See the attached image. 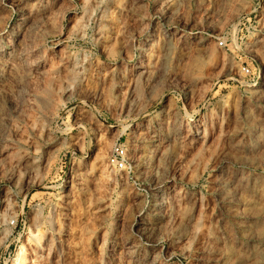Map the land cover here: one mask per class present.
I'll return each instance as SVG.
<instances>
[{"label":"rangeland","instance_id":"obj_1","mask_svg":"<svg viewBox=\"0 0 264 264\" xmlns=\"http://www.w3.org/2000/svg\"><path fill=\"white\" fill-rule=\"evenodd\" d=\"M152 261L264 264V0H0V264Z\"/></svg>","mask_w":264,"mask_h":264},{"label":"bare ground","instance_id":"obj_2","mask_svg":"<svg viewBox=\"0 0 264 264\" xmlns=\"http://www.w3.org/2000/svg\"><path fill=\"white\" fill-rule=\"evenodd\" d=\"M168 46V45H167ZM167 48V47H166ZM165 48V49H166ZM168 48H169V46H168ZM168 50V49H167ZM176 132V131H175ZM177 133H178V131H177ZM176 135V134H175ZM153 137V136H152ZM149 142H151V141H149ZM160 142H161V139L159 138V136H156V135H154V138H153V141H152V146L153 147H155V149L160 145ZM153 152V151H152ZM157 188V187H156ZM157 201V200H156ZM162 204V202H157L156 203V205H158V206H160ZM158 212V211H157ZM156 214H158V213H154V215H156ZM160 214V213H159ZM148 220V219H147ZM48 222V221H47ZM159 222V221H158ZM158 222L156 223V220H153V221H150V220H148V221H145V223H144V225L143 226H140V228H141V230L142 231H146V230H154L155 228H156V225L158 224ZM39 228V227H38ZM139 228V229H140ZM7 230V229H6ZM140 230V231H141ZM6 232H8V231H6ZM2 233H5V232H2ZM45 233V232H44ZM42 231H40V230H38V232L37 233H34V235H35V241H36V243L38 244V245H41L42 243H43V241H45L46 240V238H45V234H44ZM4 235V234H3ZM6 235H7V233H6ZM5 238V237H4ZM48 240H50L49 238H47ZM46 242V241H45ZM48 242V241H47ZM48 244V243H47ZM50 244H51V240H50ZM53 244V243H52ZM51 244V245H52ZM50 245V246H51ZM52 248V247H51ZM49 249V248H48ZM23 250V249H22ZM19 258V257H18ZM20 261L22 260V259H19ZM18 260V261H19ZM24 260V259H23ZM17 261V262H18ZM21 263V262H20ZM101 264V263H100ZM148 264H156L154 261H152L151 263H148Z\"/></svg>","mask_w":264,"mask_h":264},{"label":"built area","instance_id":"obj_3","mask_svg":"<svg viewBox=\"0 0 264 264\" xmlns=\"http://www.w3.org/2000/svg\"><path fill=\"white\" fill-rule=\"evenodd\" d=\"M109 163L118 169L126 168L128 163L127 150L122 145L117 144L109 157Z\"/></svg>","mask_w":264,"mask_h":264}]
</instances>
